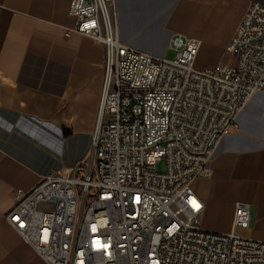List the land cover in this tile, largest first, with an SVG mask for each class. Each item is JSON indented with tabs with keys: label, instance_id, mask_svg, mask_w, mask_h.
<instances>
[{
	"label": "built area",
	"instance_id": "2783aa9c",
	"mask_svg": "<svg viewBox=\"0 0 264 264\" xmlns=\"http://www.w3.org/2000/svg\"><path fill=\"white\" fill-rule=\"evenodd\" d=\"M115 0H71L74 31L101 45L104 80L87 154L16 191L10 225L47 264H264L238 205L229 234L199 227L193 183L219 142L264 93V6L246 9L226 48L235 65L195 68L201 41L174 35V60L123 43ZM166 163V171L157 165Z\"/></svg>",
	"mask_w": 264,
	"mask_h": 264
},
{
	"label": "crops",
	"instance_id": "0c3cea01",
	"mask_svg": "<svg viewBox=\"0 0 264 264\" xmlns=\"http://www.w3.org/2000/svg\"><path fill=\"white\" fill-rule=\"evenodd\" d=\"M70 2L0 0V264H47L7 219L14 194L74 167L97 122L105 53L74 31ZM252 3L264 6V0H115L111 11L121 41L158 58L174 35L199 39L195 68L204 70L235 65L226 48ZM210 172L193 183L204 204L200 229L231 233L244 204L250 227L236 232L264 243V93L253 96L219 142Z\"/></svg>",
	"mask_w": 264,
	"mask_h": 264
},
{
	"label": "rangeland",
	"instance_id": "374dc122",
	"mask_svg": "<svg viewBox=\"0 0 264 264\" xmlns=\"http://www.w3.org/2000/svg\"><path fill=\"white\" fill-rule=\"evenodd\" d=\"M166 52H167V53H166L165 58H164L165 60H168V61H170V60H174V59L176 58V56H177V52L171 47L170 44H169L168 49H167ZM225 62H227V63L230 64V65H233V63H234V61H233L231 58L226 59ZM224 64H226V63H223L221 66H225ZM157 170H158L159 172H165V171H166V163H165L164 160L161 161V162L157 165ZM237 234H238V235H242V234H240L239 232H237Z\"/></svg>",
	"mask_w": 264,
	"mask_h": 264
}]
</instances>
